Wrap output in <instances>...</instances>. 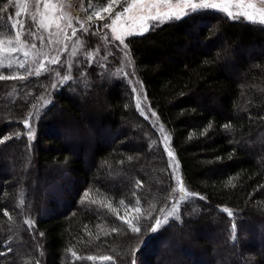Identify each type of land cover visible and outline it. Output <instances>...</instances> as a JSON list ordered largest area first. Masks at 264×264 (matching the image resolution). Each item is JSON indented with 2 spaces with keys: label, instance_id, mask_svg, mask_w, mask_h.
Listing matches in <instances>:
<instances>
[{
  "label": "trees",
  "instance_id": "1",
  "mask_svg": "<svg viewBox=\"0 0 264 264\" xmlns=\"http://www.w3.org/2000/svg\"><path fill=\"white\" fill-rule=\"evenodd\" d=\"M125 44L190 195L153 233L174 170L117 53L46 102L48 74L0 65V264H264V24L199 10Z\"/></svg>",
  "mask_w": 264,
  "mask_h": 264
},
{
  "label": "rangeland",
  "instance_id": "2",
  "mask_svg": "<svg viewBox=\"0 0 264 264\" xmlns=\"http://www.w3.org/2000/svg\"><path fill=\"white\" fill-rule=\"evenodd\" d=\"M124 2L125 0H11L13 21L9 32L0 36V65L11 69L25 70V73L27 72L29 75L48 74L51 84L47 96L43 98V101L46 102L53 92L66 83L75 71L82 69V66L95 60L107 62L110 55L116 56L114 53H117L116 58L121 62L122 68L130 77L132 87L135 89V99L139 105V110L151 120L159 132L167 153H172L169 157L174 170L176 197L166 214L168 218L169 213H174V209L186 196L190 195V192L180 173L169 134L151 111L139 80L134 73L133 62L127 51L123 50V46L115 41L111 28L104 27L105 24H111L117 11H122ZM214 2L220 3L222 7L227 4L228 9L234 13L250 10L249 4L254 5L256 9L264 8V0H214ZM171 4L176 6L177 0H171ZM159 6L164 11L168 10L167 4L161 3ZM208 10L227 15V12L220 9ZM45 14L49 19L45 24H41ZM232 19L248 21L244 16ZM164 22H149V29L153 23L160 25ZM255 23H259V20L257 19ZM138 35L140 34L126 36L125 40ZM61 134L63 133L59 131L58 136ZM165 137H167V143H165ZM102 140L103 144H110L111 136L103 135ZM19 174L18 170H14L9 175L18 177ZM80 183L76 181L75 186ZM35 188V196L44 201L46 193H44L40 181L36 182ZM181 188L184 189L183 192L180 191ZM67 206L68 204L62 209H67ZM121 211V217L124 221L131 220V210L122 209ZM164 220L165 218L161 222ZM200 235L203 236L204 234L200 232ZM257 249L259 250L260 247L257 246Z\"/></svg>",
  "mask_w": 264,
  "mask_h": 264
},
{
  "label": "snow or ice",
  "instance_id": "3",
  "mask_svg": "<svg viewBox=\"0 0 264 264\" xmlns=\"http://www.w3.org/2000/svg\"><path fill=\"white\" fill-rule=\"evenodd\" d=\"M161 3L168 5L167 11L160 8L159 5ZM248 7L250 9L248 11L234 13L228 9L227 4L222 7L220 3L214 2V0H177L176 6H172L171 0H125L122 5V11H117L112 18L111 24H105L104 27L111 28L115 41H118L119 45L123 46V50H126L128 46L125 44V37L133 34L142 35L148 32L150 27L149 22H164L173 19L179 20L183 16L191 15L198 10L220 9L221 11L227 12L228 17L237 18L239 16H244L248 21L255 22L258 19L260 24H264V8L256 9L252 4H249ZM48 10L50 11L51 9L49 8ZM48 19L49 17L45 14L44 18L41 20V24H45ZM151 26L154 27L155 23ZM25 55H27V53H25ZM21 67H23V64H21ZM133 91H135V89H133ZM137 107H139V105H137ZM23 123L25 127H27L29 121L25 119ZM28 135L31 137L30 129ZM4 139H8V137L5 136ZM165 143H167V137H165ZM168 155L171 156L172 153L168 152ZM180 191L183 192L184 189L181 188ZM173 214L174 213H169V215ZM228 215L231 216L232 213L229 212ZM167 222L168 218L166 216L164 223ZM127 223L130 227L132 226L131 220L127 221ZM161 223L160 219L155 220V225L152 226L153 233L159 229ZM132 232L139 233L140 229L132 227ZM148 239H151V236H149ZM73 255H75V253H73ZM105 259L109 258L106 257ZM132 264H134V262H132Z\"/></svg>",
  "mask_w": 264,
  "mask_h": 264
}]
</instances>
